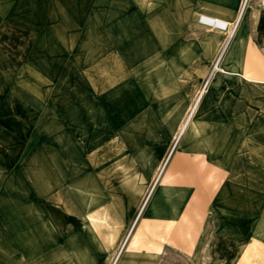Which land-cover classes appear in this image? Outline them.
I'll use <instances>...</instances> for the list:
<instances>
[{"label":"crops","instance_id":"1","mask_svg":"<svg viewBox=\"0 0 264 264\" xmlns=\"http://www.w3.org/2000/svg\"><path fill=\"white\" fill-rule=\"evenodd\" d=\"M159 1L172 22L160 30L174 38L149 45L156 54L146 51L139 61L138 77L156 95L150 108L153 114L143 123L146 133L149 127L154 128L156 140L148 141L142 146L143 156L138 155L141 163L151 160L148 183L136 201L58 199L48 203V211L43 213L47 264H56L51 252L62 256L70 239L82 241L80 248L91 258H99L101 264H240L250 243L256 250L264 248V38L261 43L260 7L253 2L249 10L248 46L243 54L228 56L234 42L229 40V49L219 61L220 70L213 74L227 32L214 29L221 38L206 41L208 25L199 19L204 16L229 24L230 33L242 0ZM42 2L44 14L136 13L132 0H77L73 6L69 0ZM19 9L20 0H0V143L7 140L13 162V134L3 113L13 98L9 79H13L19 61L14 17ZM191 32L194 37L186 40L185 34ZM49 38L55 43L48 48L57 47V39L52 34ZM206 81L208 90L195 125L165 154L187 106ZM148 119L152 123L148 124ZM137 169L129 167L131 173ZM118 186L104 185L103 192L116 191ZM148 192L151 196L139 214ZM77 210L91 220L85 221ZM90 235H97L98 243Z\"/></svg>","mask_w":264,"mask_h":264},{"label":"rangeland","instance_id":"2","mask_svg":"<svg viewBox=\"0 0 264 264\" xmlns=\"http://www.w3.org/2000/svg\"><path fill=\"white\" fill-rule=\"evenodd\" d=\"M76 1L69 0V4ZM263 1H243L245 38L239 53L243 54L248 46L247 21L253 2L260 7V42L264 38ZM161 2L132 0L136 12L132 16H62L44 14L42 0H20L19 12L14 15L20 39L19 61L13 79H9L13 98L9 99V110L3 113L13 134L14 162L7 140L0 143V264L48 263L44 256L43 213L53 198L63 199L61 181L72 186L76 177L86 179L94 187L92 200L136 201L143 193L151 160L141 163L139 156L142 146L156 140L154 128L149 127L146 133L143 123L153 114L150 108L156 95L139 79L138 67L140 56L146 51L148 55L156 54L149 45L174 38L160 30L162 25L172 24L161 9ZM202 17L203 24L208 25L204 40L221 38L214 29L227 32V42L220 52L225 55L231 40L230 25ZM236 30L235 35L239 32ZM49 34L57 39V47L48 48L55 43ZM190 37L194 33L184 36L186 40ZM215 72L218 70L212 71ZM199 92L187 106L178 133ZM147 123H152L151 119ZM178 133L165 154L178 139ZM130 166L138 169L131 173ZM155 173L156 170L153 177ZM110 184L119 186L116 191L103 192L104 185ZM84 219L91 220L87 216ZM35 226L41 227L39 231ZM16 232L17 235H6ZM90 236L98 243L97 235ZM83 244L70 239L62 256L54 250L50 255L56 264H101L99 258H91L80 248ZM246 247L240 264H264V248L256 250L251 243Z\"/></svg>","mask_w":264,"mask_h":264},{"label":"bare ground","instance_id":"3","mask_svg":"<svg viewBox=\"0 0 264 264\" xmlns=\"http://www.w3.org/2000/svg\"><path fill=\"white\" fill-rule=\"evenodd\" d=\"M243 1L244 0H242L241 7H240L241 8L240 9V13H239V15H237L236 20L234 22V25H233L230 33H229V38H231V39H232V37L234 38V42H233L232 48H231L230 52L228 53V56H231V57L233 55H236L237 52L239 53V50H241V48L243 46V41H244L243 39L245 38V35H244V32H245L244 31V28H245V19H244V11L245 10L244 9L245 8H244V4H243L244 2ZM236 29H239V32L235 35V33L237 31ZM217 69H218V71L220 70L219 65H218ZM207 88L208 87L206 85L199 92V96L195 100L194 106L191 108L190 113H189V116H188L187 120L184 122V124L182 125V127L180 129V133H178L179 134V137H177V138H180V136L181 137L184 136V134L186 135L187 134L186 131H188L190 127H192L193 125H195L196 119L198 117L199 109H200V103H201V101H202L205 93L207 92ZM73 180L75 181V184L72 185V186H68L65 181H61V183H62V186L61 187L62 188L60 189V192H61L62 198L64 200L81 201V202L82 201H90V200H92L90 198H91V193L93 192V188H94L93 185L90 182H88L86 179H83V178L76 177V179H73ZM130 190H131V188L130 189H127L125 192H128ZM132 193H134L135 195H138L139 194L137 190H135V191L133 190ZM150 194H151V192H150ZM150 194H149V196H151ZM54 200L55 199L53 198L51 200V202L54 201ZM143 208L141 209L140 213L142 212ZM77 211H79L78 212L79 215L84 219V215L82 214L81 210H77ZM42 227H44V222L42 223ZM39 228H41V227H36L35 226L36 232L39 231ZM35 236H38L39 237L40 235H35ZM126 241H127V239H126Z\"/></svg>","mask_w":264,"mask_h":264},{"label":"built area","instance_id":"4","mask_svg":"<svg viewBox=\"0 0 264 264\" xmlns=\"http://www.w3.org/2000/svg\"><path fill=\"white\" fill-rule=\"evenodd\" d=\"M246 1H247V0H245V2H246ZM202 19H203V17L200 18V22H201V23H205L204 21H202ZM220 56H221V55H219L218 59L216 60L214 66H213V71H214V70H218L217 67H218V64H219Z\"/></svg>","mask_w":264,"mask_h":264}]
</instances>
